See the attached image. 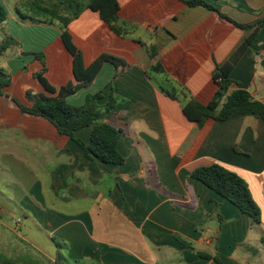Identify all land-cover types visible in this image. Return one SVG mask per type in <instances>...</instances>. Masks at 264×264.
Here are the masks:
<instances>
[{"label":"crops","instance_id":"1","mask_svg":"<svg viewBox=\"0 0 264 264\" xmlns=\"http://www.w3.org/2000/svg\"><path fill=\"white\" fill-rule=\"evenodd\" d=\"M204 1L233 22L181 0H119L121 23L133 28L127 36L86 7L68 24L66 31L87 66L103 55L127 66L104 63L93 83L67 98L73 106H83L98 92L101 106L112 94L123 99L102 115L125 130L118 148L127 162L114 165L89 160L71 138L46 119L23 113L14 101L31 107L38 95L56 97L63 87L79 84L74 56L63 39L69 0H0L8 11L0 24V49L11 44L0 54V70L10 77L0 95L1 255L27 258L11 233L29 219L56 245L67 246L68 257L60 255L66 262L218 264L199 257L206 252L224 264H264V119L236 115L197 123L184 113L191 101H213L218 68L251 34L237 24L264 19V0ZM80 3L85 6L86 0ZM51 8L58 17L48 14ZM151 45L158 47L155 60L148 54ZM263 59L264 27L230 76L232 90H247L262 103ZM157 63L162 73L153 71ZM41 74L55 94L46 91ZM92 132L93 126L86 127L77 136L89 144ZM215 163L247 182L261 209L260 225H252L234 204L191 177L195 169ZM103 214L118 223L116 237L105 232L107 226L96 236ZM24 225L30 231L19 237L45 254L48 264H57L31 239L39 233ZM176 235L194 249H183Z\"/></svg>","mask_w":264,"mask_h":264},{"label":"trees","instance_id":"2","mask_svg":"<svg viewBox=\"0 0 264 264\" xmlns=\"http://www.w3.org/2000/svg\"><path fill=\"white\" fill-rule=\"evenodd\" d=\"M82 0H69L65 4L66 10H70L68 17L62 18L65 32L63 39L69 52L74 56V73L78 85L69 84L63 87L56 97L47 95H38L34 98L31 107L23 106L14 100L23 113L42 117L53 124L60 134L71 138L84 151L85 157L91 161H100L106 164L124 165L127 159L120 153L118 145L125 134L123 126L116 120L103 121L102 115L110 113L123 102L119 96L112 94L105 106L99 105V101L103 99L102 92L89 95L83 106H73L67 102L70 95L75 94L83 86L90 85L99 75L104 63L110 62L114 65L126 68L123 60L113 56L103 55L90 66H87L82 53L73 44L69 33L66 31L68 24L72 19L79 16L83 8H89L100 14L101 19L111 26V28L121 36H127L133 28H128L121 23L120 20V4L119 0H86L85 6L81 5ZM190 7H204L210 11H216L219 15L233 22L229 17L220 13L213 5L204 0H181ZM56 9L51 8L48 12L52 17H58ZM8 18V11L0 2V24ZM245 31H251V34L245 39L240 48L231 56V58L221 67L218 68L214 79L219 86V90L208 105H203L197 101L189 102L184 108L187 118L193 122L201 123L207 119L215 121H226L236 115H259L264 119V103L256 100L254 96L247 90H232L234 81L230 78L232 71L239 63L245 52L256 40L260 30L264 27V19L254 25H240ZM11 46L10 42H6L0 49V54L4 53ZM148 54L152 60L158 56L157 45H151L147 48ZM264 68V59L262 60ZM156 73H162L163 67L157 63L153 67ZM39 79L50 94H55L56 90L46 82L42 77ZM10 84V77L4 71L0 70V95L5 94V88ZM93 126L91 141L85 143L77 136V132L83 128ZM191 177L202 182L211 190L217 192L237 208L243 214L248 216L252 225H260L262 223L261 209L255 202L249 185L237 173L225 168L220 164H212L195 169L191 173ZM217 218L220 227L224 225V220L219 212L217 204ZM181 247L185 250L192 251V245L182 237L176 235ZM199 257L208 261H215L218 264H224L217 255L213 256L206 252H199ZM0 264H42L40 260L34 257H27L23 260H13L0 254Z\"/></svg>","mask_w":264,"mask_h":264},{"label":"rangeland","instance_id":"3","mask_svg":"<svg viewBox=\"0 0 264 264\" xmlns=\"http://www.w3.org/2000/svg\"><path fill=\"white\" fill-rule=\"evenodd\" d=\"M97 219H99V220H97V233H96L97 237H100V234L103 233V230L105 231V226L110 228V230H106L105 232L109 233L110 231H112V233L113 232L115 233L112 238L116 237V235L119 233V225H117L118 223L114 219H111L108 216V214L100 215V218H97ZM25 222H26L27 226H31V228L35 230V233L36 232L39 233V237L33 238L31 236V239H35V241H37L42 248L47 250L49 255L51 256V259L52 258L57 259V264H90L88 262H86V263L66 262L60 255L68 257L69 250L67 249V246H64V244L59 245V246L56 245L51 239H49L47 234L39 232L38 230H36L34 223L32 222V220H29V219L24 220L23 226H21V230L18 229L16 225H14L13 228L16 230V233L15 232L11 233L12 239L14 240L15 244L21 246L22 248H24L26 250V252H27L26 257L31 255L32 257L40 260L43 264L44 263L48 264V261H49V258L47 256H45V254L39 253L38 250H36L31 244H28L26 241H24L22 238L19 237V235L24 236V234H22V232L24 233L26 231H30V229L24 225ZM112 238H110V239H112ZM55 241H58L57 243H61L60 242L61 240L58 237ZM249 255L252 256V254H249ZM263 256H264V253H263ZM170 264H173V263H170Z\"/></svg>","mask_w":264,"mask_h":264}]
</instances>
